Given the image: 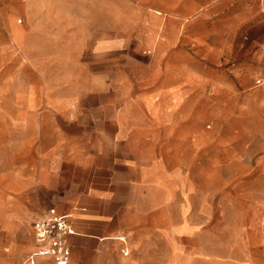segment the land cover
<instances>
[{"label": "rangeland", "instance_id": "1", "mask_svg": "<svg viewBox=\"0 0 264 264\" xmlns=\"http://www.w3.org/2000/svg\"><path fill=\"white\" fill-rule=\"evenodd\" d=\"M27 2L0 0V138L40 134L37 123L17 131L14 118L40 121L42 111L58 112L61 103L51 96L87 95L86 105L97 104L103 113L110 111L115 92L124 100L122 108L132 105L137 123L148 128L135 136V150L173 161L183 171L184 190L173 193L165 213L116 216L120 228L107 240L103 264L112 263V243L119 247L120 236L131 250L128 258L118 250L125 261L141 247L148 256H164L171 242L186 254V225L203 223L197 212L180 211L192 164L194 200L204 184L205 223L216 227L204 233L207 250L218 248L217 236L227 234L224 226L240 240L249 226L261 223L264 70L250 68L257 65L250 33L263 17V0H45L44 5L38 0L30 13L35 21ZM107 26L119 43L92 48L84 33L102 34ZM6 163L0 162V224L6 225L0 228V264H22L32 246V222L53 205L55 193L36 183L35 162L34 168L27 162L19 166L18 183L5 174L11 169ZM116 193L140 197L124 184ZM148 194L151 201L156 193L148 188ZM81 262L72 253L71 264Z\"/></svg>", "mask_w": 264, "mask_h": 264}, {"label": "crops", "instance_id": "2", "mask_svg": "<svg viewBox=\"0 0 264 264\" xmlns=\"http://www.w3.org/2000/svg\"><path fill=\"white\" fill-rule=\"evenodd\" d=\"M44 2L42 0L43 5ZM36 6L38 0H28L26 9L29 16ZM261 6L263 17L256 21V31L250 33L257 64L250 67L252 70H264V0ZM74 20L90 21L83 17ZM40 21L44 18L38 19ZM109 28L112 29L111 26L103 28V33L98 35L89 31L84 33L93 40L92 48L109 49L119 43L107 34ZM35 69L39 68L36 66ZM88 99L89 96L83 94L55 95L50 100L61 103L58 112L42 111L40 121L39 117L29 120L16 116L14 123L17 131L37 123L40 134L26 133L22 137L2 135L0 162H9L11 169L5 174L9 173L10 181L14 183L19 181V166L27 162V166L34 168L35 162L36 183L55 193L52 206L59 212L72 214L74 233L69 239L72 253L82 256V264H103L104 249L111 243L107 240L112 239L120 228L116 216L165 213L173 193L181 187L184 190L183 171L173 161L149 159L135 150V136L146 134L148 128L137 123L132 105L122 108L124 100L120 99V95L114 92L110 96V111L103 113H99L97 104L86 105ZM185 177V204L180 211L189 214L192 210L203 220V223L190 222L186 225L189 236L186 254H181L175 249V242H171L168 245L170 250L164 256L157 253L148 256L141 247L137 257L125 261L122 257L128 258L131 250L126 239L120 243L116 237L120 244L118 247L117 242L112 243L116 254L111 264H264V215L261 223L249 226L245 238L240 240L231 234V226H224L223 232L227 234L220 238L217 236L218 248L207 250L204 233L213 232L216 227L214 229L212 224L205 223V186L202 184V196L196 203L194 164L187 168ZM119 184L126 185L128 190L137 189L139 200L118 195L116 188ZM197 187L200 189L201 183ZM148 188H153L156 193L151 201ZM5 227V224H0L1 229ZM200 232L202 234L197 237L196 233ZM240 247L244 250L240 251ZM32 250L33 240L27 255ZM123 250L128 251V255L124 256ZM38 264H47V261L41 260Z\"/></svg>", "mask_w": 264, "mask_h": 264}, {"label": "built area", "instance_id": "3", "mask_svg": "<svg viewBox=\"0 0 264 264\" xmlns=\"http://www.w3.org/2000/svg\"><path fill=\"white\" fill-rule=\"evenodd\" d=\"M70 212H59L51 206L32 222L33 250L25 257L22 264H38L45 260L47 264H71L72 250L69 242L74 230ZM120 243L125 237H117ZM124 256L128 251L123 250Z\"/></svg>", "mask_w": 264, "mask_h": 264}]
</instances>
